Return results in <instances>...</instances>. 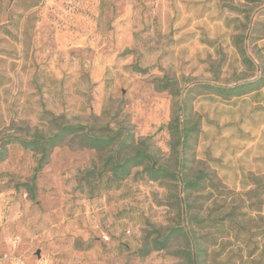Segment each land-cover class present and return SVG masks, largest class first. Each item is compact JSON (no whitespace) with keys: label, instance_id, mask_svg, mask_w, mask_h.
Returning a JSON list of instances; mask_svg holds the SVG:
<instances>
[{"label":"rangeland","instance_id":"obj_1","mask_svg":"<svg viewBox=\"0 0 264 264\" xmlns=\"http://www.w3.org/2000/svg\"><path fill=\"white\" fill-rule=\"evenodd\" d=\"M260 76L264 0H0V138L124 125L158 163L203 173L188 190L146 176L111 184L86 173L109 151L66 139L40 166L39 153L8 144L0 264H194L182 236L139 252L178 224L194 232L196 264H264V85L228 98L194 86ZM161 79L179 93L157 90ZM173 110L195 125L178 162Z\"/></svg>","mask_w":264,"mask_h":264},{"label":"trees","instance_id":"obj_2","mask_svg":"<svg viewBox=\"0 0 264 264\" xmlns=\"http://www.w3.org/2000/svg\"><path fill=\"white\" fill-rule=\"evenodd\" d=\"M239 50L245 57L246 47L242 45ZM134 68L137 71H145V69L138 65H134ZM263 85L264 76H260L253 81L230 86L209 83L195 84L194 86H203L223 98H228L251 92ZM155 87L157 90H170L173 94L179 93L174 81L169 79L159 80ZM179 108L180 107H177L176 109ZM166 128L171 135V154L176 159V162H178L181 158L180 156H182V152L188 146V138L195 129V125H186L184 119H181L179 114L173 110L171 119L167 123ZM66 139L75 140L82 147L109 151L100 169H88L86 171V173L92 177L98 178L99 181L105 178L108 182L113 184L119 183L129 176L140 178L146 176L149 180L153 181L166 179L176 180L183 190L196 189L202 185V172L190 178L186 173L185 165L182 163L181 166L176 169L158 163V156L150 151L145 141L137 139L133 131L128 126L124 125L115 130L97 132L93 125L63 122L57 123L55 132L48 135L42 133H34L29 137L6 135L0 138V159L6 150V145L17 144L23 149L34 150L39 153L38 162L41 166V164L47 161V156L50 151L63 143ZM181 159H183V157ZM182 201H184L183 205ZM179 202L178 213L182 216L187 211L186 198L183 197ZM179 236H182L188 245H190L192 241L195 244L196 254L191 250H182V252L187 254L190 262L196 264L199 255L198 242L194 236L193 230L190 227L185 228V226L181 224L170 226L160 238H153L148 243H144L139 248V252L141 255H147L153 250L165 249L173 239ZM179 252L180 250L175 251V253Z\"/></svg>","mask_w":264,"mask_h":264}]
</instances>
